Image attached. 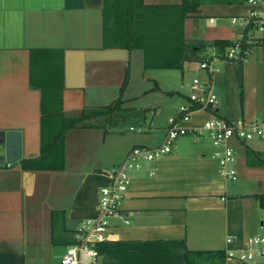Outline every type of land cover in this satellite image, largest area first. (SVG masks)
<instances>
[{"label":"crops","instance_id":"crops-1","mask_svg":"<svg viewBox=\"0 0 264 264\" xmlns=\"http://www.w3.org/2000/svg\"><path fill=\"white\" fill-rule=\"evenodd\" d=\"M102 8L103 0H0V131L21 134V158L0 165V264H58L68 246L57 241L64 222L99 216V189L109 185L111 167L132 146H158L165 134L168 119L149 145L122 141L115 125L72 128L63 136L61 168H22L20 160L41 154L45 119L55 115L43 112L41 91L32 86L31 50L63 53L62 113L97 107L98 96L110 101L127 82L129 52L105 47ZM252 8L246 2H204L184 20V38L233 41L242 27L230 19ZM255 36L260 40L240 63L207 46L200 59L212 56L219 67L209 77L199 66L185 65L191 62L183 65L182 72L210 80L219 101L216 115L231 122L264 115V36ZM183 86L189 91L190 82ZM180 93L185 99L179 105L189 104ZM212 116L195 109L183 125L199 127ZM204 137L179 136L169 153L130 171L120 214L108 219L104 238L95 243L101 264H244L220 253L264 235L258 197L264 196V138L228 142L237 178L226 180L213 156L216 148ZM247 264H264V257Z\"/></svg>","mask_w":264,"mask_h":264},{"label":"trees","instance_id":"trees-1","mask_svg":"<svg viewBox=\"0 0 264 264\" xmlns=\"http://www.w3.org/2000/svg\"><path fill=\"white\" fill-rule=\"evenodd\" d=\"M204 2L236 4L243 3L245 0H181L180 3L175 4H146L144 0H103L104 45L106 48L124 49L127 52L133 49L141 50L144 69L177 68L182 71L184 62H201L211 59L212 56L200 59L196 54L197 51L207 46L221 48L220 57L223 59L242 62L247 58L251 46L257 43L260 38L243 34L233 41L217 39L210 43L187 42L184 38V20L189 14L197 12L198 7ZM236 42L240 44L239 57L228 58L226 48L232 47ZM62 59L63 53L57 50L37 49L30 52V79L32 86L39 88L41 91L44 113H50L52 110L55 113L60 111V108L54 109L53 103L55 100L60 102V89L63 86ZM120 106L121 101L117 100L115 103L101 107L83 108L72 113L73 115L65 116L63 125L61 124L58 132H55V130L47 132L48 136L45 135L47 138L43 140V146L53 147L59 143L62 145L64 134L72 128L103 126V124L98 123V119H104L106 122L110 121L108 118L114 114L113 110L118 109ZM213 113L216 114V111ZM44 133L46 134V132ZM52 136H54L53 141H51ZM43 146L38 157L20 160L22 168L41 170L62 167L63 162L59 167H50L44 164L47 150H44ZM258 197L261 204L264 205V196L259 195ZM75 232V228H69L64 222L57 241L65 245L73 244ZM188 252H185V258ZM220 254L222 257L225 256V253Z\"/></svg>","mask_w":264,"mask_h":264},{"label":"built area","instance_id":"built-area-1","mask_svg":"<svg viewBox=\"0 0 264 264\" xmlns=\"http://www.w3.org/2000/svg\"><path fill=\"white\" fill-rule=\"evenodd\" d=\"M245 2L253 8L244 16L232 17L231 24L235 27H242L240 37L243 34L250 37L256 34L264 36V0H245ZM239 54V42L226 50L228 58H238ZM199 68L205 70L208 77L219 71V67L213 63L212 58L199 62ZM188 102L189 104L180 105L177 116L168 120L165 134L158 146H132L124 158L111 167L109 185L99 189V216L78 221L75 226V241L67 246L60 264H101L97 260L98 253L95 250V243L104 238L108 219L120 214L121 203L130 182V171L140 169L144 162H152L169 153L179 136H207L216 148L213 156L218 161L220 175L226 180L237 178L233 166L235 154L228 142L231 139L249 141L253 138H264V115L255 120L236 122L217 116L213 112L217 109L219 101L211 82L209 79L202 80L198 77L190 82ZM195 109L208 110L213 113V116L199 127L187 128L183 123L189 120L190 114ZM263 257L264 235L251 236L240 248L225 251L226 259L244 264L253 263Z\"/></svg>","mask_w":264,"mask_h":264},{"label":"rangeland","instance_id":"rangeland-1","mask_svg":"<svg viewBox=\"0 0 264 264\" xmlns=\"http://www.w3.org/2000/svg\"><path fill=\"white\" fill-rule=\"evenodd\" d=\"M205 52L206 49L203 48L197 51L196 54L200 56ZM188 64L196 68L199 66V63L196 61L186 63L185 65ZM185 70L182 72L177 68L144 69L142 51L139 49L131 50L128 57V77L126 85L110 101L99 96L94 100L98 103L101 102V104L97 103V107H101L99 105L103 104L115 103L117 100L121 101V106L113 110L114 114L110 118L107 117L110 121L106 122L104 119H98V123L103 124L105 128L113 125L118 127L120 129L118 136L124 142L133 140L139 143L140 140L143 142L145 140L147 141L145 142L147 145L151 144L155 140L156 134L160 132L161 126L166 124V120L172 118L174 113H178L179 104L185 99L180 95V92L189 96V91L183 85L191 82L194 71L185 73ZM53 107L54 109H59L60 102L55 100ZM88 108L92 109V107ZM147 108H149V112H146ZM159 110L160 113L158 112ZM69 115L73 114L58 111L55 115L48 116L45 119L46 124L49 125L48 132H51L52 128L55 132H58L64 117ZM131 126H134V128ZM203 139L207 138L204 137ZM43 147L44 150H47L45 152L44 164L50 167L61 166L63 162L61 143L53 147L47 145ZM60 260L61 256L57 258L58 264H60Z\"/></svg>","mask_w":264,"mask_h":264},{"label":"water","instance_id":"water-1","mask_svg":"<svg viewBox=\"0 0 264 264\" xmlns=\"http://www.w3.org/2000/svg\"><path fill=\"white\" fill-rule=\"evenodd\" d=\"M21 158V134L18 131H0V165H10ZM77 220L68 221L69 228H75Z\"/></svg>","mask_w":264,"mask_h":264}]
</instances>
